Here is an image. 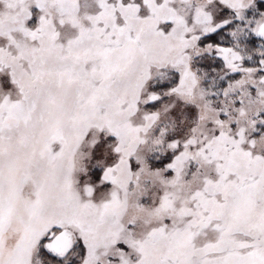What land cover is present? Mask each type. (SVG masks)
<instances>
[{
  "label": "snow or ice",
  "instance_id": "1",
  "mask_svg": "<svg viewBox=\"0 0 264 264\" xmlns=\"http://www.w3.org/2000/svg\"><path fill=\"white\" fill-rule=\"evenodd\" d=\"M0 264H264V0H0Z\"/></svg>",
  "mask_w": 264,
  "mask_h": 264
}]
</instances>
